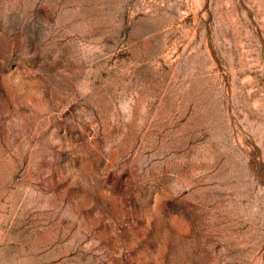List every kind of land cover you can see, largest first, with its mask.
Returning a JSON list of instances; mask_svg holds the SVG:
<instances>
[{
    "label": "rangeland",
    "instance_id": "1",
    "mask_svg": "<svg viewBox=\"0 0 264 264\" xmlns=\"http://www.w3.org/2000/svg\"><path fill=\"white\" fill-rule=\"evenodd\" d=\"M0 264H264V0H0Z\"/></svg>",
    "mask_w": 264,
    "mask_h": 264
},
{
    "label": "clouds",
    "instance_id": "2",
    "mask_svg": "<svg viewBox=\"0 0 264 264\" xmlns=\"http://www.w3.org/2000/svg\"><path fill=\"white\" fill-rule=\"evenodd\" d=\"M126 110V109H125Z\"/></svg>",
    "mask_w": 264,
    "mask_h": 264
}]
</instances>
